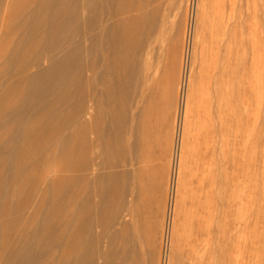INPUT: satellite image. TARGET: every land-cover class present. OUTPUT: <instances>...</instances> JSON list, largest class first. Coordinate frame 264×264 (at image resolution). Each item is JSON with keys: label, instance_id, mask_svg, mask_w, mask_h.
Segmentation results:
<instances>
[{"label": "rangeland", "instance_id": "rangeland-1", "mask_svg": "<svg viewBox=\"0 0 264 264\" xmlns=\"http://www.w3.org/2000/svg\"><path fill=\"white\" fill-rule=\"evenodd\" d=\"M120 1L122 23L113 28L95 0H0V211L11 212L6 221L0 216L6 264H72L75 256L83 264H264V0H203L204 6L202 0H143L151 27L139 53L148 59L149 79L140 87L132 51L113 45L117 36L130 45V19L140 12L136 0ZM218 10L233 27L227 53L218 47ZM90 41L96 46L89 56ZM143 84L146 96L138 92ZM85 87L92 97L102 93L101 145L73 173L64 157L73 131L91 120ZM24 135L36 156L46 151L49 157L46 163L24 159L18 175L10 159L27 145L18 140ZM207 145L224 154L197 165ZM201 167L217 171L212 186H199ZM24 176L30 181L21 192ZM72 186L76 203L87 200L82 228L68 224V208L48 215L69 203Z\"/></svg>", "mask_w": 264, "mask_h": 264}, {"label": "bare ground", "instance_id": "bare-ground-1", "mask_svg": "<svg viewBox=\"0 0 264 264\" xmlns=\"http://www.w3.org/2000/svg\"><path fill=\"white\" fill-rule=\"evenodd\" d=\"M90 1V0H89ZM142 1L143 0H136V8H137V10L140 12L139 14H136V16L134 17V18H132V19H130V23H129V26L131 27V28H133L134 29V34L131 36L132 38H131V43H130V45L128 46V47H126L125 46V43L121 40V39H119V37L117 36V38L118 39H116V41L113 43V45H114V47H116L117 48V50L118 49H120L121 50V48H122V44H124V47H125V51H126V48L128 49V50H130V51H132V52H130V53H133V56H134V72H136V78H137V87H140L139 85H140V83H143L144 82V84L146 85V83L145 82H147V80L149 79L148 77V75H147V71H148V69H149V64H148V59H144V60H142V59H140V57H139V53H140V51H141V49H142V45H143V42H145L144 40H146V37H148L147 36V31H146V28H150L151 27V24H149L150 22H148V20H147V13L146 12H141V10L143 9L142 8ZM201 1V0H200ZM206 1V0H205ZM93 2H94V0H93ZM97 1L95 0V3H96ZM121 1L120 0H98V4L100 5V8L102 9V12H103V14H104V17L105 16H109V18H111L112 20H113V24H112V26H113V28H114V26L115 27H117V28H119L120 27V25H121V23H120V14H121V11L123 10V8H124V6H123V4L121 5V3H120ZM145 2H146V0H145ZM202 2V5L204 4L203 3V0L201 1ZM111 3H113V5H112V7H108V5L109 4H111ZM98 4H96L97 6H98ZM146 4V3H145ZM199 4H201V3H199ZM134 6H135V4H134ZM199 6V5H198ZM204 6V5H203ZM143 7H144V5H143ZM200 7H201V5H200ZM204 9V8H203ZM200 10V9H199ZM215 14V13H214ZM224 13H223V11H220V10H218V12H216V16H217V24H218V26L220 27L219 29H222L221 31V36H220V41H218V43L220 42V44H218L219 46L218 47H221L222 48V50H223V53H227V49L230 47V45L229 44H227V45H229V47L228 46H226L225 45V43L228 41L229 42V40H227L226 41V39L227 38H231V36H232V28L233 27H231L232 26V23H231V25H230V23L229 22H226L225 21V19H224ZM231 15V14H230ZM101 16H103V15H101ZM212 16V15H211ZM108 18V19H109ZM237 18V17H236ZM103 19V18H102ZM152 19V18H151ZM230 21V20H229ZM94 23H98V22H94ZM98 24H100V23H98ZM91 25V24H90ZM89 25V26H90ZM96 26V25H95ZM148 26V27H147ZM91 27V26H90ZM94 27V26H93ZM97 27V26H96ZM154 27H155V25H154ZM92 28V27H91ZM95 29V28H94ZM97 29V28H96ZM103 29V28H102ZM90 30V29H89ZM92 31V30H91ZM96 31V30H95ZM94 31V32H95ZM97 32V31H96ZM103 32V31H102ZM132 32V33H133ZM92 33V32H91ZM155 34V33H154ZM95 35V34H94ZM93 35V36H94ZM210 35V34H209ZM96 36H98V33H97V35ZM121 37V36H120ZM233 37V36H232ZM90 38H93L94 39V37H90ZM96 38V37H95ZM126 38V37H125ZM130 38V37H129ZM153 38H154V36H153ZM87 39V38H86ZM97 39H99L98 37H97ZM96 39V40H97ZM103 40V39H102ZM115 40V39H114ZM128 40H130V39H128ZM150 40V39H149ZM155 40V39H154ZM233 40V39H232ZM86 41V40H85ZM93 41H95V39L93 40ZM92 41V42H93ZM87 42V41H86ZM91 41H90V44L89 45H87L88 46V49H87V46H86V49H87V53L89 54V56L92 54V51H93V49H94V47L96 46V45H91V43H92ZM154 42V41H153ZM97 43H98V41H97ZM127 43V42H126ZM85 44V43H84ZM92 44H94V42L92 43ZM153 45V44H152ZM221 45V46H220ZM148 46V45H147ZM150 46V45H149ZM216 46V45H215ZM232 46H233V44H232ZM231 46V47H232ZM228 47V48H227ZM99 48V47H98ZM107 48V47H106ZM175 48V47H174ZM85 49V48H84ZM123 49V51H124V48H122ZM147 49H148V47H147ZM219 49V48H218ZM233 49V48H232ZM106 50H105V48L103 47V49L101 48L100 50H99V52L98 53H100V55L101 54H104V52H105ZM122 51V50H121ZM122 51V52H123ZM229 51V50H228ZM230 51H232L231 49H230ZM149 52V51H148ZM127 52H125V54H126ZM84 54V53H83ZM220 54V53H219ZM230 54H231V52H230ZM229 54V55H230ZM94 55V54H93ZM92 55V56H93ZM97 55V54H96ZM228 55V54H227ZM229 55H228V57H229ZM148 56V55H147ZM146 56V57H147ZM85 57V56H84ZM83 57V58H84ZM98 57V56H97ZM101 57V56H100ZM86 58V57H85ZM221 58H222V55H221ZM91 59H94L93 57L91 58ZM91 59H90V61L89 62H91ZM239 59V58H238ZM95 60H96V58H95ZM95 60H92L93 62H96ZM225 60V59H224ZM222 61V60H221ZM232 61V60H231ZM93 62H91L90 63V65H89V69H91V70H93V67H95V66H97V65H93L92 63ZM225 62V61H224ZM239 62V61H238ZM220 63V62H219ZM229 63V62H228ZM96 64V63H95ZM220 65V64H219ZM216 67V66H215ZM218 67H220V66H218ZM94 70H96V69H94ZM90 72V71H89ZM94 71H92V72H90V74H92ZM220 72V71H219ZM97 73H98V71H97ZM221 73H223V72H221ZM226 73V72H225ZM89 74V75H90ZM93 75V74H92ZM91 77L92 76H89V79L91 80ZM146 80V81H145ZM92 81V80H91ZM90 82V81H89ZM88 84V86L90 87V84L89 83H87ZM143 84V85H144ZM148 84V83H147ZM144 85V86H145ZM87 86V85H86ZM87 86V87H88ZM143 86V87H144ZM141 87H142V85H141ZM142 87V88H143ZM141 88V90H140V88H137V89H139L140 91H138V92H140L141 93V95L143 96L144 94H145V96L147 95V94H149V91L150 90H148L149 89V87L148 86H145L144 87V89H142ZM85 89H87L86 87H85ZM84 90V89H83ZM85 91V90H84ZM92 90L90 89V88H88L87 89V91L84 93V98L83 99H85V101H83V102H85L86 103V107H85V112H86V114L85 115H89L90 117H88V118H90L91 120H90V122H88L85 126V129L83 130V131H81V132H74L73 131V135H72V139L71 140H73V141H71V142H73V144H72V149H70V151H68V153H66L67 155H65V163H67V168H70L71 169V171L74 173V172H76L77 170H79V169H81V170H83V169H85L86 168V166H87V163H88V161H85L86 159H85V157H88V151L90 152V150H92V148L93 147H100V145H101V110H102V101H101V98H102V93H101V91L98 93V95L96 96V97H92V92H91ZM97 91V90H96ZM189 94V93H188ZM141 96V99L142 98H145V97H142ZM188 96V95H187ZM73 97V96H72ZM81 97H83V96H81ZM179 98H180V96H179ZM187 98V97H186ZM185 98V99H186ZM70 99V98H69ZM68 99V100H69ZM146 99V98H145ZM72 100V99H71ZM81 100V99H80ZM12 101H13V99H12ZM11 100L9 101L10 103L12 102ZM17 101H18V99H17ZM150 101V100H149ZM149 101H148V103H149ZM183 101H185V100H183ZM8 102V103H9ZM186 103H187V100L185 101ZM9 103V104H10ZM12 103H15V100H14V102H12ZM12 103H11V106H12ZM69 103V102H68ZM81 103V102H80ZM84 103V104H85ZM8 104V105H9ZM47 103H45V105H46ZM76 105H77V103H76ZM181 105L183 106V105H185V104H183L182 102H180V106L179 107H181ZM187 105H188V103L186 104V107H187ZM1 106V105H0ZM10 106V107H11ZM49 106V105H48ZM47 106V107H48ZM8 107V106H7ZM83 107V108H84ZM185 106H183V111H184V109L186 108H184ZM188 108H189V105H188ZM50 109V110H49ZM49 111L50 112H54V109H53V105L51 104L50 106H49ZM76 109V108H75ZM180 109V108H179ZM45 110H46V108H45ZM47 110V111H48ZM82 110V109H81ZM214 110V109H213ZM77 110H72V112H76ZM183 111H182V115H181V121H182V124H185L186 125V123H184L185 121H186V109H185V111H184V115H183ZM198 113V112H197ZM49 115V114H48ZM75 117V116H74ZM122 117V116H121ZM191 118V117H190ZM189 118V119H190ZM89 121V120H88ZM35 123V122H34ZM86 123V122H85ZM36 124V123H35ZM34 124V125H35ZM200 124V123H199ZM175 126V125H174ZM214 126V125H213ZM36 128V127H35ZM34 128V129H35ZM125 128L123 127V126H121L120 128H119V130H118V132H119V138H118V144H119V158L121 159V161L122 160H124V152H125V142H124V138H123V135H124V132H125V130H124ZM204 129V128H203ZM75 130V129H74ZM207 130V129H206ZM211 130V129H210ZM218 130H220V129H218ZM41 131V130H40ZM40 131H38V133L40 132ZM199 131V130H198ZM202 132V131H201ZM34 133H36V132H34ZM183 133V132H182ZM211 133V132H210ZM197 134V133H196ZM204 134V133H203ZM208 134V133H207ZM33 134H31V136H32ZM34 135H36V134H34ZM70 135H71V133H70ZM185 136H186V134H184ZM188 135V134H187ZM205 135V134H204ZM216 135V134H215ZM214 135V136H215ZM23 136V135H22ZM27 136V135H26ZM182 136V135H181ZM190 136V135H189ZM196 136V135H195ZM40 137V136H39ZM70 137V136H69ZM206 137V136H205ZM37 138V136H35V138L34 139H36ZM200 138V137H199ZM18 139V138H17ZM22 139V140H21ZM21 139H18V140H20V142L22 143V145L23 144H25V142L27 143V145H23V146H21L20 147V145H19V147H20V149H18V150H16V158H14L13 156H11V159H10V161H14V165H16V168H17V173H18V175H20V173L22 172L21 171V169H22V162H23V160L24 159H28V158H35L36 157V159L38 160V161H42V162H45L47 159H48V157L49 156H47V155H45V153H47L46 151H45V153H44V155H42V154H40L39 155V157H38V155L36 156V154L38 153L39 154V152H36V151H34V150H36V149H34L33 150V145L30 143L31 141H32V143L34 144V142H33V140H30L31 139V137H29V136H27V137H25V135H24V139L23 138H21ZM32 139H33V137H32ZM39 139V138H38ZM144 139V138H143ZM207 139V138H206ZM210 139V138H209ZM212 139V138H211ZM243 139V138H242ZM37 140V139H36ZM205 140V139H204ZM25 141V142H24ZM142 141V140H141ZM190 141V140H189ZM184 142V141H183ZM207 142H208V140H207ZM226 142V141H225ZM181 143V142H180ZM244 143V142H243ZM8 144V143H7ZM13 144H14V142H13ZM225 144V143H224ZM228 144H229V142H228ZM10 145V144H9ZM8 145V146H9ZM32 145V146H31ZM210 145V144H209ZM184 146V145H183ZM18 146H17V148H19ZM219 147H221V148H224V145H222V146H219ZM230 147V146H229ZM42 148H44V147H42ZM41 148V149H42ZM186 148V147H185ZM200 148V147H199ZM203 148H204V146H203ZM202 147H201V149H203ZM14 149V148H13ZM9 151H10V149H9ZM42 151V150H41ZM84 151H86V152H84ZM184 151V150H183ZM198 151V150H197ZM196 151V152H197ZM84 152V153H83ZM191 152V151H190ZM224 152V151H223ZM221 150H217V146L216 147H210V146H206L205 147V150L200 154L199 152H197V153H199L200 154V156H198V158L199 159H197L198 160V164L197 165H201V164H203V165H205V164H208L209 162L211 163L212 161H213V163H214V158L216 159V154H224ZM180 153V152H179ZM226 154H227V152H226ZM86 155V156H85ZM89 155H91V154H89ZM179 156V155H178ZM180 156H182V153H181V155ZM223 159H225V155H223V156H221ZM10 158V157H9ZM47 158V159H46ZM62 158V157H61ZM180 158V157H179ZM59 159V158H58ZM89 159V158H88ZM120 159H119V161H120ZM211 159H213V160H211ZM228 160V159H227ZM7 161H9V160H7ZM178 162L180 161L179 159L177 160ZM2 162V161H1ZM61 162V161H60ZM181 162V161H180ZM224 162V161H223ZM46 163V162H45ZM3 165H4V163H2ZM36 164V163H35ZM37 164H38V162H37ZM44 164V163H43ZM42 164V165H43ZM225 164V163H224ZM182 165V164H181ZM203 165H201V166H203ZM224 166V165H223ZM3 166H1V170L3 169L2 168ZM65 167H66V165H65ZM179 167H180V165H179ZM183 167V166H182ZM220 167V166H219ZM14 168H15V166H14ZM228 168V167H227ZM7 169V168H6ZM226 169V168H225ZM185 170V169H184ZM198 170H200L199 172H200V178H197V182H198V184H199V186L201 187V188H204L205 187V185H207V184H209V186L211 185L212 186V184H214L213 182V180L218 176V173H217V171H215V170H211V168L210 169H207V168H204V167H201V168H199ZM16 171V170H15ZM181 171H182V169H181ZM227 171V170H226ZM2 172V171H1ZM228 172V171H227ZM179 173V172H178ZM121 174V173H120ZM199 174V173H198ZM223 175H224V173H222ZM124 174H123V172H122V174H121V176H120V188H118V193L121 195V198L123 197V195L125 194V192H126V188H125V186H124V178H121L122 176H123ZM223 175H222V177H223ZM227 175V174H226ZM190 176V175H189ZM25 177V176H24ZM195 178V177H194ZM220 178V177H219ZM70 179H73L74 180V178H70ZM79 179V178H78ZM77 179V180H78ZM83 179V178H82ZM81 179V180H82ZM85 179V178H84ZM13 180V179H12ZM19 182H20V184H19V190H21V192H22V190H24V188L26 187V186H28L29 185V181H30V178H27V177H25V178H19ZM221 180H222V178H221ZM12 182V181H11ZM75 182V181H74ZM126 182V181H125ZM215 182H216V180H215ZM226 182V181H225ZM31 183V182H30ZM223 183V182H222ZM12 184V183H11ZM35 182H34V186H35ZM85 185V184H84ZM1 186V185H0ZM208 186V185H207ZM218 186V185H217ZM36 187V186H35ZM86 187V186H85ZM30 188V187H29ZM32 188V187H31ZM34 188V187H33ZM37 188H38V186H37ZM26 189H27V187H26ZM36 189V188H35ZM34 189V190H35ZM56 189V188H55ZM54 189V190H55ZM9 190V189H8ZM37 190V189H36ZM39 190V189H38ZM60 190V189H59ZM79 190H80V188H79ZM133 190V189H132ZM201 190V189H200ZM43 191V190H42ZM53 191V190H52ZM82 191V190H81ZM83 191L85 192V189H83ZM33 192V191H32ZM39 192V191H38ZM83 192V193H84ZM227 192V191H226ZM225 192V193H226ZM19 193H20V191H19ZM30 193V192H29ZM58 193V192H57ZM56 193V194H57ZM207 193V192H206ZM211 193V192H210ZM223 193V192H222ZM9 194H10V192H9ZM31 194V193H30ZM30 194H28L27 193V196L28 195H30ZM11 195V194H10ZM43 195V194H42ZM41 195V196H42ZM77 195H78V190H77V187L76 186H72V189H71V193H70V199L68 198V206L67 205H65V204H56V205H54L55 207H54V209L48 214L49 216H52L53 214H56L57 216L58 215H61L60 213L65 209V208H68V210H70L71 212L70 213H72V215H71V217H68L67 219H69L70 218V221L68 222V224L70 223V224H73V225H79V227H81L82 228V226L83 225H85L84 224V221H86V214L82 211L83 209V207H86V201L85 200H83V202L82 203H76L77 201ZM204 195V194H203ZM31 196L32 195H30V198H31ZM44 196V195H43ZM46 196V195H45ZM206 196V195H205ZM29 198V197H28ZM45 198V197H44ZM41 199V198H40ZM43 199V198H42ZM60 199V198H59ZM208 199V198H207ZM7 200H8V198H7ZM25 201H27L26 199H25ZM39 201V200H38ZM5 202V201H4ZM3 202V203H4ZM29 202V201H28ZM55 202V201H54ZM201 202H202V200H201ZM207 202V201H206ZM45 203V202H44ZM26 204V203H25ZM28 204V203H27ZM26 204V205H27ZM39 204V203H38ZM41 204V203H40ZM6 205V204H5ZM42 205V204H41ZM40 205V206H41ZM52 205V204H51ZM82 207H81V206ZM7 206V205H6ZM16 206V205H15ZM80 206V207H79ZM4 207V206H3ZM10 207V206H9ZM8 207V208H9ZM18 207H20L19 205H18ZM17 207V208H18ZM21 207H22V205H21ZM88 207V206H87ZM13 208V207H12ZM42 208V207H41ZM10 209H11V207H10ZM52 209V208H51ZM86 210V209H85ZM7 207L6 208H3L1 211H0V216H1V218H4L5 217V221L6 220H8L9 218H6L7 217ZM9 213V212H8ZM47 213V212H46ZM11 214V212L9 213V215ZM17 214V213H16ZM88 214V213H87ZM17 216V215H16ZM16 216L14 217V216H12L13 218H15L14 220H16V222H17V224H18V226L19 227H21V224L19 223V220L18 219H16ZM20 216H21V214H20ZM18 217V216H17ZM50 219V218H49ZM4 220V219H3ZM11 220V219H10ZM47 220V219H46ZM53 220V219H52ZM48 221H50V220H48ZM55 221V220H54ZM68 221V220H67ZM22 222V221H21ZM26 222V221H25ZM64 222H65V220H64ZM9 223V222H8ZM56 224H57V220H56V222H55ZM14 224V223H13ZM48 224H50V223H48ZM52 224V223H51ZM58 224H59V222H58ZM10 225V224H9ZM15 225V224H14ZM46 225H47V222H46ZM53 225V224H52ZM66 225V224H65ZM17 226V227H18ZM59 226V225H58ZM16 227V228H17ZM18 227V228H19ZM44 227H46V226H44ZM47 227H49V226H47ZM50 227H51V225H50ZM22 228V227H21ZM20 228V229H21ZM52 228V227H51ZM20 229H18V230H20ZM57 229V228H56ZM4 230H5V228H4ZM7 230V229H6ZM48 230V229H47ZM46 230V231H47ZM53 230V229H52ZM81 230V229H80ZM22 230H20V232H21ZM45 231V230H44ZM43 231V232H44ZM49 231V230H48ZM7 233V232H6ZM4 234V233H2V236H3V234H4V236L3 237H5V239L7 238V234ZM13 233V232H12ZM51 233V232H50ZM41 234V233H40ZM39 235V234H38ZM122 236H123V234H121ZM81 236H83V235H81ZM8 237H10V236H8ZM39 237V236H38ZM79 237V236H78ZM82 237H79V238H77V239H81ZM4 239V240H5ZM9 240V239H8ZM52 240V239H51ZM50 240V241H51ZM3 241V240H2ZM80 241V240H79ZM7 242V241H6ZM8 243V242H7ZM7 243H5L6 245H7ZM78 244V240H77V242H75V245H77ZM79 243H81V245L79 244V246H81L82 247V242L80 241ZM85 243V242H84ZM5 244L3 243V245H1V247H3V248H1V252H0V257H1V260L4 262L3 264H6V260H5V258H7V257H9L8 256V254L6 255V252H4L5 251V249L7 248V246H6V248L4 247L5 246ZM51 244V243H50ZM50 244H48L49 246H50ZM79 246H78V248H79ZM16 247V246H15ZM5 248V249H4ZM45 248V247H44ZM70 248H71V246H70ZM13 250V249H12ZM7 251V250H6ZM80 251V250H79ZM84 251V250H83ZM8 252V251H7ZM69 252H71V251H69ZM8 253H10V252H8ZM15 253H16V250H15ZM72 253V252H71ZM75 253H77V252H75ZM73 254V253H72ZM12 255H14V254H12ZM77 255H78V253H77ZM48 256V255H47ZM71 256H73V255H71ZM74 256H75V254H74ZM14 257V256H13ZM19 257V256H18ZM14 259V258H13ZM41 259V258H40ZM83 256H75L74 258H73V262H72V264H83ZM0 260V261H1ZM11 260H12V258H11ZM42 262V261H41ZM12 263V262H11ZM44 263V262H43ZM8 264V263H7ZM37 264V263H36ZM39 264V263H38ZM85 264V263H84ZM224 264V263H223Z\"/></svg>", "mask_w": 264, "mask_h": 264}]
</instances>
